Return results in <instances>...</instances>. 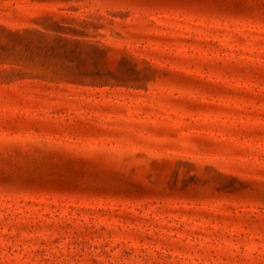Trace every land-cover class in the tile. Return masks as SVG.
<instances>
[{
    "label": "rangeland",
    "instance_id": "374dc122",
    "mask_svg": "<svg viewBox=\"0 0 264 264\" xmlns=\"http://www.w3.org/2000/svg\"><path fill=\"white\" fill-rule=\"evenodd\" d=\"M0 264H264V0H0Z\"/></svg>",
    "mask_w": 264,
    "mask_h": 264
}]
</instances>
